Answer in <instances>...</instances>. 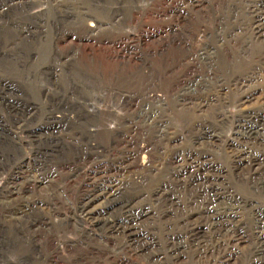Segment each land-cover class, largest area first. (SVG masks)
Segmentation results:
<instances>
[{
    "label": "bare ground",
    "instance_id": "6f19581e",
    "mask_svg": "<svg viewBox=\"0 0 264 264\" xmlns=\"http://www.w3.org/2000/svg\"><path fill=\"white\" fill-rule=\"evenodd\" d=\"M31 2L0 0V22L17 27V20L9 16L21 12ZM88 10L80 8L78 12ZM173 13L172 36L162 37L156 51L160 56L159 71L156 72L153 60L143 62V66L151 69L144 74L145 96L132 98L129 92L124 93V100L129 101L136 120L147 132L132 129V134L139 135L137 138L125 140L116 135L113 142H108L109 146H103L97 138L98 124L94 118L77 111L73 115V108H65L63 116L58 114L64 108L48 93L37 108L42 111L40 127L45 134L40 139L44 145L56 136L67 139L63 153L71 152L70 157L58 153L52 162L55 166L63 160L80 162L90 159L89 155H109L110 162L94 168L88 202L80 207L94 229L104 235L103 241L114 236L110 240L114 244L116 233L126 236L128 231V239L120 249L135 254L148 251L149 263L143 260L142 264H178L181 256L187 258L181 264H194L195 259L196 264H230L236 258L233 241L247 246L239 264H264V204L259 203L264 199V95L258 105L244 107L237 114H229L227 109L233 88L239 105L249 102L259 89L264 94V0H187ZM192 13L197 14L200 22L195 28V23L189 27L196 32L191 37L187 27ZM90 17L88 13L83 16ZM209 22H214L215 30L207 28ZM8 37L0 28V45L17 54L18 43L12 45L13 40ZM180 57H185L190 75L185 74L175 84V92L170 93L174 85L161 76L171 71L167 63H175ZM256 79L262 82L254 83ZM71 87L79 89L75 82ZM63 99L65 94L61 96ZM5 101L0 98V106L8 107L12 123L19 121V117L28 122L37 115L24 110L19 116L14 102L9 105ZM119 138L123 141L118 149ZM80 146L89 153H76ZM217 156L223 162H218ZM127 173L135 175V184L149 187L147 192L135 190V203L134 198H123L126 180L118 181L115 177ZM15 183L10 182L8 192H0L1 196L17 199L19 191L14 188ZM139 198H144V203L138 204ZM35 199L33 196L31 207L41 208ZM95 200L99 208L87 209ZM148 216L150 219L145 220ZM20 219L21 216L16 217L15 222L20 223ZM154 233L161 238L154 237ZM37 238L41 243L52 244L55 237L50 234L44 239Z\"/></svg>",
    "mask_w": 264,
    "mask_h": 264
},
{
    "label": "rangeland",
    "instance_id": "374dc122",
    "mask_svg": "<svg viewBox=\"0 0 264 264\" xmlns=\"http://www.w3.org/2000/svg\"><path fill=\"white\" fill-rule=\"evenodd\" d=\"M186 1L32 0L21 12L9 16L17 20V27L0 22V28L9 35L8 39L12 38L11 44L16 41L19 47L18 53L12 54L5 50V45H0V98L9 105L14 102L19 116L26 112L24 110L37 112L31 121L24 122L19 117V121L12 123L8 107L0 106V145L5 148L0 146V192L7 193V186L12 181L16 182L14 188L19 191L15 200L10 195L0 194V264H142L146 257L148 259V251L135 254L120 249L128 239V231L126 236L116 233L114 244L110 242L114 236L108 241L104 238L106 244L101 239L104 235L94 229L92 221L80 207L88 202V190L95 179L94 168L110 162L109 155H89L90 159L80 162L63 160L55 166L52 162L58 153L70 157L71 152L63 153L67 139L56 136L47 145L43 144L40 139L45 136L40 127L42 111L37 108L39 101L49 93L54 102L64 108L59 109L58 114L63 116L65 108H73V115L78 112L87 118H94L98 124H94L97 138L103 146H109L108 142H113L116 135L123 136L125 140L137 138L139 135L132 134V129L147 132L136 120L129 101L124 100V93L129 92L132 98L145 96L144 74L151 69L143 66V62L151 63L153 60L156 72L159 71L157 47L162 37L171 38V29L175 25L173 12ZM77 5L89 10L79 14ZM85 13L91 17L84 19ZM91 22L93 26H90ZM199 22L197 14L192 13L187 27L191 37L196 32L189 27L195 23V28ZM207 28L215 30L214 22H209ZM182 50L185 52V47ZM167 65L171 71L162 75L161 79L174 85L172 93L177 88L175 84L185 74L190 75V70L185 57ZM73 82L78 90L71 87ZM261 82L262 79L254 81ZM262 91L259 89L249 102L239 105L235 102L236 90L231 89L229 96L232 102L227 106L229 114L258 105L263 100ZM64 94L65 99L61 100ZM211 107L208 109L211 110ZM50 109L53 110L51 105ZM85 128L84 125L83 130ZM121 141L123 138L118 140V149L122 146ZM76 153L84 155L89 152L80 146ZM216 158L218 162H223L221 156ZM115 177L118 181L126 180L123 198H134V203L135 190H149L148 186L135 184L137 179L133 173L125 176L115 174ZM33 196L37 199L35 202L41 203V208L31 207ZM144 201V198H139L137 203ZM259 203L264 204V199ZM99 206L95 200L88 204L87 209L94 210ZM18 216H21L20 223L15 222ZM146 219H150L149 216ZM50 234L55 237L52 244L41 243L37 238L44 239ZM154 237L161 238L158 233H154ZM232 247L236 258L230 264H239L247 246L233 241ZM184 261L187 262L186 256H181L177 263Z\"/></svg>",
    "mask_w": 264,
    "mask_h": 264
}]
</instances>
